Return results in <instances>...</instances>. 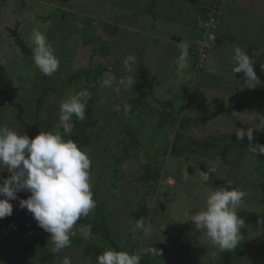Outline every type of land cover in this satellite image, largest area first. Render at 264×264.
Masks as SVG:
<instances>
[{
    "label": "rangeland",
    "instance_id": "1",
    "mask_svg": "<svg viewBox=\"0 0 264 264\" xmlns=\"http://www.w3.org/2000/svg\"><path fill=\"white\" fill-rule=\"evenodd\" d=\"M61 1L24 0L26 6L23 7L21 0H0V90H5L12 100H22L25 103L28 112L27 117L30 121L35 115L38 92L43 87L50 85L51 82L43 79L42 73L36 69L29 57L21 52L15 39L21 37L33 49L35 45L31 39L32 31L33 28L38 27L42 33L47 35L48 41L53 45L59 60L62 56L58 52L56 44L60 39L65 45L64 57L67 62L64 75L68 76L72 68L76 70V68L89 65L91 55L89 48L81 46L80 31L83 26L81 21L74 22L70 14H79L84 19L92 18L96 26H99L101 21L114 23V16L117 11L114 0H107L103 5H98L93 0H64L68 4L70 3L72 7L63 6ZM170 1H160V10L163 16L157 23L158 33L151 32L149 19L133 18L125 21L124 25L127 23L126 25L133 28L123 26L120 39L113 41L109 57L102 60L97 56L94 60L95 64L103 63L106 66L108 74L103 78L111 76L113 83L111 87H101L102 89L99 90V98L94 108L98 125L94 131H90L88 136L93 142L91 149L87 151L89 156L96 152L99 157L97 160L100 163L98 165H103V161L108 164L103 170L97 165L95 172L90 171L91 190L94 192L98 183L97 194L99 196L103 191H107L106 187L110 189L111 180L108 181V178L111 177L113 169L111 164L114 161V154L122 155L121 148L116 145L120 138V130L123 129L124 124L131 123L140 134V149L132 153L131 159L114 166L123 176V180L115 190L110 189L107 197H102L108 203H111L110 195L116 194L118 197L111 204L114 215L124 217V219L115 218V222H113L115 232L121 235L119 241L126 242L128 240L127 243L123 242L127 246L138 243L137 252L141 257L148 252L151 257L160 259L164 256V251L169 254L178 251L177 261L180 260V264L187 262L212 264L216 262L218 254L222 252L213 245L204 232L195 230L194 222L189 220L191 214L205 208L210 191L216 190L217 187H229L230 189L231 186L228 185V181H231L233 188L247 193L243 198V205L237 210L238 213L243 210L264 211V195L258 186L263 182L262 178L254 176V174L259 173L250 168L242 165L235 167L227 161L220 162L208 156L200 157L193 153L183 160H174L171 156H166L162 158L163 177L173 175L178 178L173 177L167 181L161 180V186L169 184V187H165L163 191L159 190L160 186L158 187V191L163 193L162 196L158 194V191L153 194L137 178L142 173V164L160 160V158L155 159L154 156L157 150L161 151L165 147L164 133H159L156 130L157 115L155 114H146L139 121L129 119L126 115H113L116 111L125 108L132 95L131 86L127 87L122 84L121 80L117 78L116 72L132 78L137 72V61L144 52L146 63L152 67L153 76H150L155 80L157 79L155 95L159 98L164 96L174 100L179 94L185 97L184 100L177 101V104L183 116L199 121L194 132V139L196 140L208 142L213 136L228 135L237 129L243 128L246 131L249 127H255L260 119H264V103H254L251 107L233 114L224 113L213 121H204L203 118L213 113V107L228 108L238 103L250 101L247 99L250 89L245 86V79L243 80L241 73H233L232 71L234 49L240 42L246 40L245 43L249 44V39L255 41L257 45L256 65L261 74L260 80L264 81V34L263 36L256 35L257 30L261 27L260 24L264 21V0H224L221 9L225 12V17L215 19L216 21L212 19L215 24L213 21L202 23L192 13L191 5L183 4L180 8L172 9L169 4ZM198 1L203 2V0ZM130 2L136 3L138 6L142 5V0H130ZM85 8L88 10L83 11ZM57 9L63 10L65 12L63 17L68 19L69 25L64 32H55V27L59 26L58 21L61 17L58 18L56 15ZM133 11L131 9L130 11L126 10V12L125 9L119 10L122 14H131ZM167 14L175 16L181 21L177 23L167 22L165 21ZM42 17L43 19L49 17V23L46 21L45 23L41 19ZM228 27L239 41H225V43L208 51L207 58L202 64L205 68L204 75L207 76L203 77L202 74L201 77L199 75V79H192L189 87V80L192 77L189 72L191 73L192 70L188 69V65L182 70L177 68V65L175 66V57L179 48L173 44L190 46L192 43H197L199 46L197 50L203 54L205 45L210 44L213 35L215 36V31L220 28V31L223 32ZM100 31L101 36H105V33ZM123 32L126 33L124 36L127 39L122 38ZM201 34L203 37L201 36L200 39ZM154 39H159L162 43L153 47ZM129 55L136 58L131 71L124 64L125 58ZM188 62L190 63V60ZM59 70L53 74V78H56ZM178 77L188 79L181 84L177 79ZM56 86L59 87L60 93L49 98V107L47 105L48 108L44 110L43 131H54L56 122H59L58 113L61 101L66 98L67 94L76 93L65 89L58 81ZM200 91L204 94L203 96L198 94ZM204 96L208 100L207 103L204 101ZM15 114L16 112L10 103L0 99V127H8L23 133L14 122ZM254 136L264 139V130L254 131ZM173 138L174 134H170L169 140L173 141ZM90 158L92 159V157ZM172 161L173 164L171 165ZM214 167L216 171L213 173L211 170ZM203 171L210 173V180L205 183L201 179ZM100 174H103L102 178L99 177ZM9 175L10 173L6 169L0 168V183ZM98 179L99 182L96 184ZM257 179H259L258 182ZM29 196L30 193L28 192H19L18 198L11 201L13 214L0 219V229L2 228L0 230V253H17V240L20 230L15 232L11 226L15 223L24 222L30 214L26 208L19 206L20 199H27ZM140 201L150 208L151 216L144 222V229L133 231L137 220L131 219L130 211L139 210L138 202ZM257 234L255 233L254 237ZM81 236L77 233L72 238ZM254 239L252 245L255 244ZM84 246L85 244L67 247L58 253L52 251L48 264H63L64 257H69L72 264H86ZM51 247L53 249L54 245L52 244ZM153 249L157 250L156 254H153ZM250 255V257L248 255L245 259L243 258L241 263L256 264L257 262L253 260L255 254L252 252ZM257 258L260 259V257ZM170 262L177 264L171 256L169 260H165V264H171ZM259 262L264 264V261Z\"/></svg>",
    "mask_w": 264,
    "mask_h": 264
},
{
    "label": "trees",
    "instance_id": "2",
    "mask_svg": "<svg viewBox=\"0 0 264 264\" xmlns=\"http://www.w3.org/2000/svg\"><path fill=\"white\" fill-rule=\"evenodd\" d=\"M22 6L25 7V2L21 0ZM98 5H103L107 2V0H93ZM160 1L161 0H142V5L138 6L136 3L130 2V0H114V5L116 6V14L114 16V23L101 21L99 22V26H96L95 21L92 18H81L79 14H70V17L75 22L77 20L81 21L82 30L80 31V37L82 40L81 46L84 48H89L91 50L90 60L88 62L89 65L85 67L76 68L74 70L72 68L71 72L68 76H65L67 62L64 57L65 45L60 39L57 41V50L62 56L60 59L61 67L58 72L56 78L52 76L44 75L37 67L38 71L42 73L43 79L47 82H51L50 85L43 87L38 92V97L36 98V109L33 120L27 117L28 112L25 106V103L22 100H12L9 94L5 90H0V99L3 101H7L10 103L12 108L15 110V119L14 122L16 125L20 127L24 134H27L30 138H34L39 132H42V125L44 120V110L49 107L48 101L51 96H55L60 93L59 87L57 85V81L63 85L65 89L72 90L73 92H79L82 89H88L91 92V99L88 100L87 103V115L84 121H77L76 117H72V132L70 134L65 135V139H73L78 143V146L84 150L88 151L91 149L93 142L88 137L90 131H94V129L98 125V121L94 115V108L97 104V100L99 98V90L103 87L101 86L102 79L108 74V70L103 63L95 64L94 60L97 56H99L102 60L109 57L111 53V49L113 46V41L116 39H120L121 37V29L124 26L125 28H133L132 26L126 25L124 22L133 18H145L149 19L151 22V32L158 33V25L159 19L162 18V13L160 10ZM224 0H203V2H199L198 0H171L170 7L172 9L180 8L181 5H191L192 13L202 21V23L212 22V19H220V17H225V12L222 11V3ZM61 4L65 7H72V5L62 0ZM121 9H125L127 11L134 10L131 14H122L119 12ZM88 10L85 8L83 11ZM65 12L63 10L56 11V15L58 18L60 17L59 26L55 27V32H64L67 30L69 25L68 19L64 18ZM242 16V15H241ZM49 18V17H48ZM43 19V21L48 22L49 20ZM215 20V21H216ZM243 21V19H240ZM165 21L171 23H177L181 21L179 18L175 16L166 15ZM45 22V23H46ZM264 22V21H263ZM262 22L261 27L257 30V36H263L264 34V23ZM49 23V22H48ZM261 23V22H259ZM184 24V22H183ZM186 24V23H185ZM213 24L215 22L213 21ZM224 25V22H222ZM228 26V25H227ZM140 29V28H138ZM102 30L105 33V36H101ZM58 34V33H57ZM126 34L123 32L122 38ZM203 34L200 35V39L203 37ZM202 36V37H201ZM255 36V35H254ZM214 38H220L223 43L225 41H235L238 42V38L233 34L232 31L229 30V27L221 32L220 28L215 31ZM17 45L19 46L21 52L28 56L29 59L34 64L32 56L33 51L30 46L21 38L17 37L15 39ZM153 47L159 46L162 42L159 39L153 40ZM246 41V40H245ZM244 42H240L237 47H240L246 50L247 54H249L255 61L254 70L256 71L258 77L261 79V74L256 65V51L257 45L253 39H249V44ZM205 45L203 54L197 50L199 47L197 43H192L189 46V57L190 63L188 62V69L192 72V78L189 80V87L192 79H199L204 75L205 68L202 64H204L205 59L207 58V52L211 49H208L209 45ZM177 48H179L178 53L175 57V66L177 65V59L179 58L181 51L179 44H173ZM217 47V46H216ZM215 48V47H214ZM201 65V66H200ZM138 73L133 77L134 80L132 88V95L129 98L127 105L125 108L116 111L114 116H123L126 115L129 119H135L139 121V119L143 118L146 114L148 115H157L156 121V130L159 133H164V148L160 151L157 150L154 158H160V160L148 161L143 165L142 173L140 177H138V181L145 184L150 191L154 194L159 190L164 189L165 187H169V184L160 185L161 180L167 181L170 178H178L177 176H169L163 177V170L161 168L162 158L166 156H171L174 160H183L187 157H190V154H196L197 156H208L210 158L217 159L220 162H226L230 165H234L238 167L241 165L247 168L252 169L256 173L254 176H258L260 179L262 178V183L258 184L261 188V191L264 195V154H260L259 152L254 151L255 145H264V139L259 138L258 136H254L251 142L248 141V138H245L241 141L239 140L235 132L230 133L228 135L220 134L219 136L211 137V140L208 142H203L201 140L194 139V132L197 129V121L194 118H190L187 116H183L177 104V101L180 99H185L182 95H177L176 100L173 98L162 97L159 98L155 95L156 88V80L149 78L150 73H152V68L146 63V59L144 57V52H142V56L137 61ZM178 68V65H177ZM204 68V69H202ZM181 70V69H180ZM195 73H194V72ZM179 73V72H178ZM198 75H197V74ZM208 74V73H207ZM242 74V78L244 80V74ZM116 76L119 80H127V76L120 72H116ZM196 76V77H195ZM204 75L203 77H206ZM179 82L182 84L188 78L178 77ZM102 87V88H101ZM172 90V89H169ZM101 92V91H100ZM201 96L204 94L200 91ZM250 101L238 103L236 105H232L228 108H216L213 107V113L209 116L203 118L204 121H213L216 120L222 114H233L238 111H243L252 106V104L264 103V86H258L255 89H250L249 97L247 98ZM204 101L207 103V98L204 96ZM48 105V107H47ZM212 106V105H209ZM241 116V115H240ZM243 129V128H242ZM60 131L63 132V125L61 121L56 122L53 133ZM258 131V130H255ZM170 134H174L173 141L169 140ZM139 132L135 126L131 123L124 124L123 129L120 130V138L117 141V147L121 148L122 155L114 154L113 162H112V173L111 177L108 178V181L111 180L110 189L115 190L117 186L122 182L123 176L120 175L118 169L114 166L121 164L122 162L131 159L132 153L137 152L140 148V139ZM89 154V153H88ZM89 157H92L91 160V172H95V166L100 164L98 162L99 157L96 155V152L91 154ZM98 159V160H97ZM173 161L171 162V165ZM108 164L106 161H103V165H98L97 167L101 170L105 169ZM90 172V173H91ZM105 174V172H103ZM103 174H100L99 177L102 178ZM174 174V173H173ZM259 179H257L258 182ZM99 182V179L96 180V184ZM99 183L96 185L94 189V199L96 200V207L92 210V212L87 217H81L78 220L77 225H88L92 226L93 236L90 239L85 240L82 236L71 238V246L83 245L84 246V255L87 260L86 264H96V258L99 254L107 249H114L116 251H125L128 253H138L139 244L134 243L131 246H127L128 240L126 242H120V234L115 232L114 223L115 218L124 219L122 216H115L113 211V205L116 200L117 195H110L111 203H108L105 198L107 197V193H110V189L106 187L107 191H103L100 196L98 193ZM101 191V189H99ZM166 192V191H165ZM160 196L163 195L161 191H158ZM118 199V197H117ZM139 210H131V219L134 220H143V223L149 219L151 216V210L148 206L145 205L144 202H138ZM238 215L245 220V226L241 230L243 240L240 242L239 246L232 251H224L219 253L216 262L212 264H240L242 259L246 258L248 255L253 252L255 257L253 260L257 262L256 264H261L259 261H264V211H248L243 210L238 213ZM119 224V223H118ZM120 225V224H119ZM13 231L20 230V235L17 240V253H0V264H48L50 261V256L52 253V242L50 240V234L40 228L37 224V221L33 218L30 213L26 220L21 223H15L11 226ZM2 230V228L0 229ZM123 232V230H120ZM141 234V232H139ZM255 233H258L255 237ZM130 235V234H128ZM253 238H255V244L252 245ZM193 243L192 241H188ZM167 250V249H165ZM164 251V250H163ZM60 252V251H59ZM167 252H169L167 250ZM58 253V252H56ZM166 253L164 251V256L160 259L151 257L150 253H146L145 256L141 257V264H165V260H169L170 256L175 261V263L180 264V260L177 261L178 251L171 252V254ZM257 257H260L257 258ZM249 260V259H247ZM173 264L172 262H170ZM183 264V263H182ZM191 264V263H185ZM197 264H208V263H197ZM242 264V263H241Z\"/></svg>",
    "mask_w": 264,
    "mask_h": 264
},
{
    "label": "clouds",
    "instance_id": "3",
    "mask_svg": "<svg viewBox=\"0 0 264 264\" xmlns=\"http://www.w3.org/2000/svg\"><path fill=\"white\" fill-rule=\"evenodd\" d=\"M31 39L35 45L32 49L35 66L44 75L52 76L60 67L53 45L38 27L33 28ZM180 51L176 63L182 70L187 67L189 45L182 44ZM135 59L133 55L125 58L124 64L129 71L132 70ZM233 61V73L244 74L247 88L264 86V81L260 80L254 70L255 61L246 50L236 47ZM137 73L138 69L133 77ZM150 75L153 76L152 73ZM150 75L149 78L155 79ZM132 78L122 80L121 83L130 87L134 83ZM112 83L113 78L107 76L102 80L101 86L111 87ZM90 99L91 92L85 88L75 94H67L61 101L58 116L63 132L42 131L30 138L27 134L8 127H0V168L10 173L0 183V219L13 214L11 201L18 198L19 192L30 193L27 199H20L19 206L26 208L38 226L50 234L54 253L70 247L71 238L77 233L85 240L93 236L90 224L77 227L78 220L89 216L96 207L90 183L91 160L75 140L64 138L72 132L73 116L81 122L86 119ZM255 130H264V119H260L255 127H249L246 131L237 129L235 135L241 141L246 136L251 142ZM254 151L264 154V145H255ZM211 171L214 173L216 168ZM201 179L203 183L208 182L210 173L203 171ZM228 185L231 186L230 189L217 187L210 191L205 208L191 214L189 219L194 222L195 230L204 232L221 252L232 251L239 246L243 240L241 230L245 226V220L238 215L237 210L243 205V198L247 193L233 188L231 181H228ZM144 227L143 220H138L133 231ZM152 251L153 254L157 253L156 249ZM63 264H72V261L69 257H64ZM96 264H141V256L135 252L130 254L107 249L98 255Z\"/></svg>",
    "mask_w": 264,
    "mask_h": 264
},
{
    "label": "water",
    "instance_id": "4",
    "mask_svg": "<svg viewBox=\"0 0 264 264\" xmlns=\"http://www.w3.org/2000/svg\"><path fill=\"white\" fill-rule=\"evenodd\" d=\"M223 41L220 38H216L208 47V49L214 48L215 46L222 44Z\"/></svg>",
    "mask_w": 264,
    "mask_h": 264
}]
</instances>
